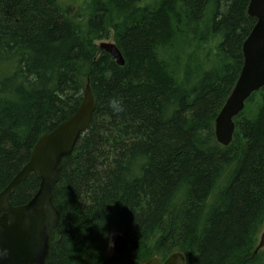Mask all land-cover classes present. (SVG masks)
Listing matches in <instances>:
<instances>
[{
	"label": "trees",
	"instance_id": "16d2710c",
	"mask_svg": "<svg viewBox=\"0 0 264 264\" xmlns=\"http://www.w3.org/2000/svg\"><path fill=\"white\" fill-rule=\"evenodd\" d=\"M249 0H0V192L45 133L94 98L53 187L46 264H264V86L219 144L215 119L255 24ZM112 38L120 66L97 41ZM119 100L116 112L110 100ZM29 175L9 201L26 203ZM122 233L128 248L108 251Z\"/></svg>",
	"mask_w": 264,
	"mask_h": 264
},
{
	"label": "water",
	"instance_id": "95a60500",
	"mask_svg": "<svg viewBox=\"0 0 264 264\" xmlns=\"http://www.w3.org/2000/svg\"><path fill=\"white\" fill-rule=\"evenodd\" d=\"M247 13L255 18V24L242 44L243 64L238 78L214 123L215 139L223 146L232 141L235 116L243 111L250 95L264 86V0H249ZM98 46L118 65L124 66L125 59L115 43L100 42ZM94 105L89 84H86L77 110L38 138L28 161L0 192V251H7L6 256L0 257V264H46L50 232L60 218L52 190L58 182L63 159L72 153L89 127ZM31 174L39 180L38 190L26 203L12 205L10 195ZM263 247L264 230L253 254ZM127 248L125 236L116 234L113 252ZM141 264H186V256L181 251H175L164 260L153 256Z\"/></svg>",
	"mask_w": 264,
	"mask_h": 264
},
{
	"label": "clouds",
	"instance_id": "9594fccd",
	"mask_svg": "<svg viewBox=\"0 0 264 264\" xmlns=\"http://www.w3.org/2000/svg\"><path fill=\"white\" fill-rule=\"evenodd\" d=\"M109 106L113 108V110L116 112L123 111V105L119 100H116V99L110 100ZM110 246H111V242H110ZM6 255H7L6 250L0 251V257L6 256Z\"/></svg>",
	"mask_w": 264,
	"mask_h": 264
},
{
	"label": "rangeland",
	"instance_id": "374dc122",
	"mask_svg": "<svg viewBox=\"0 0 264 264\" xmlns=\"http://www.w3.org/2000/svg\"><path fill=\"white\" fill-rule=\"evenodd\" d=\"M100 42H113V40H112V38H109V39H103V40L97 41V44H99ZM263 230H264V227L262 228L261 232H262ZM261 232H260V234H261ZM116 234H118V233H113V234L110 235V238H109V252L112 251L113 240H114ZM260 234H259V236H260ZM259 236H258V240H259ZM110 242H111V246H110Z\"/></svg>",
	"mask_w": 264,
	"mask_h": 264
}]
</instances>
